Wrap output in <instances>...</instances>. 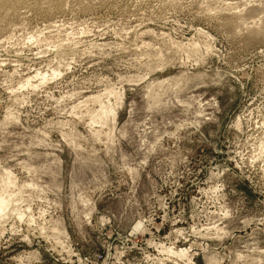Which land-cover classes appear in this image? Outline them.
<instances>
[{
	"label": "rangeland",
	"instance_id": "obj_1",
	"mask_svg": "<svg viewBox=\"0 0 264 264\" xmlns=\"http://www.w3.org/2000/svg\"><path fill=\"white\" fill-rule=\"evenodd\" d=\"M260 145L264 0H0V264H264Z\"/></svg>",
	"mask_w": 264,
	"mask_h": 264
},
{
	"label": "bare ground",
	"instance_id": "obj_2",
	"mask_svg": "<svg viewBox=\"0 0 264 264\" xmlns=\"http://www.w3.org/2000/svg\"><path fill=\"white\" fill-rule=\"evenodd\" d=\"M42 79H44L45 78V75H43L42 77H41ZM27 81H29V79L27 80ZM111 93V92H110ZM109 92L108 93H105L104 92V94L106 95V97L108 96V94H110ZM113 94V93H112ZM101 95H103V94H101ZM101 95H95V96H92L91 97V101L92 102H94V103H97V105H98V109L97 110H94L95 112H94V115H91V117H90V119H91V123L93 124V122L95 121V122H100L101 124H104V123H106V120H107V117L108 116H110L111 118H114V115H115V109L110 105V104H104V102L102 101L103 99H102V97H101ZM103 97H104V95H103ZM91 114V113H90ZM89 114V115H90ZM89 120V119H88ZM94 122V123H95ZM98 124V123H97ZM97 131V130H96ZM95 131V132H96ZM97 132H99V131H97ZM96 132V133H97ZM95 133V134H96ZM263 145H260V147H262ZM264 147V146H263ZM262 147V148H263ZM261 149H259V151H260ZM263 150V149H262ZM261 150V151H262ZM6 182H8V183H11L12 181H11V178H10V176L9 175H7V180H6ZM3 191V190H2ZM2 191H0V218H2V216L4 215V210H5V208L7 207V205L10 203V202H12L13 201V196L11 195V194H9V193H7L6 195H3V192ZM39 229H40V227H38ZM43 228V227H42ZM61 246V245H60ZM171 251V250H170ZM172 253H174V254H177V255H179V256H183V255H185V252H186V250L184 251V250H175V251H171Z\"/></svg>",
	"mask_w": 264,
	"mask_h": 264
}]
</instances>
